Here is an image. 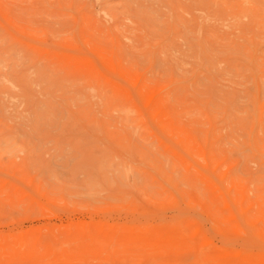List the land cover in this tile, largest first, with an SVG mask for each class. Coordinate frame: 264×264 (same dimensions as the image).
<instances>
[{
  "label": "rangeland",
  "instance_id": "374dc122",
  "mask_svg": "<svg viewBox=\"0 0 264 264\" xmlns=\"http://www.w3.org/2000/svg\"><path fill=\"white\" fill-rule=\"evenodd\" d=\"M0 264H264V0H0Z\"/></svg>",
  "mask_w": 264,
  "mask_h": 264
}]
</instances>
